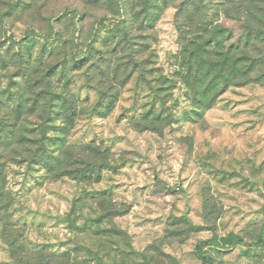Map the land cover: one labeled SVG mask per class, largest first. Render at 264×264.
Instances as JSON below:
<instances>
[{
  "label": "rangeland",
  "instance_id": "1",
  "mask_svg": "<svg viewBox=\"0 0 264 264\" xmlns=\"http://www.w3.org/2000/svg\"><path fill=\"white\" fill-rule=\"evenodd\" d=\"M261 57L264 0H0V264H264Z\"/></svg>",
  "mask_w": 264,
  "mask_h": 264
},
{
  "label": "trees",
  "instance_id": "2",
  "mask_svg": "<svg viewBox=\"0 0 264 264\" xmlns=\"http://www.w3.org/2000/svg\"><path fill=\"white\" fill-rule=\"evenodd\" d=\"M261 59L263 60L264 58L261 57ZM261 59L257 58L256 60H259V61L261 62ZM262 63H263V62H262ZM1 175H2V171H1V169H0V177H1Z\"/></svg>",
  "mask_w": 264,
  "mask_h": 264
}]
</instances>
